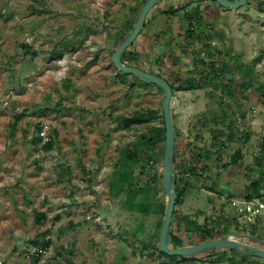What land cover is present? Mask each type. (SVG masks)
<instances>
[{
    "label": "rangeland",
    "instance_id": "rangeland-1",
    "mask_svg": "<svg viewBox=\"0 0 264 264\" xmlns=\"http://www.w3.org/2000/svg\"><path fill=\"white\" fill-rule=\"evenodd\" d=\"M145 1L0 0V264H264L229 250L171 261L157 252L167 203L164 142L158 138L164 93L121 73L111 60ZM158 5L157 15L179 31L169 39L173 58L167 62L173 68L167 78L174 87L171 111L179 146L172 172L181 183L182 201L169 231L181 247L204 242L201 233L211 228L222 234L212 239L249 234L264 241V214L252 226L238 227L220 190L232 155L217 140L220 114L212 116L209 135L202 137L207 155L197 167L185 155V95L179 90L192 85L215 95L208 101L211 114L223 103V90L239 92L242 142L249 120L258 142L251 155L258 178L250 180L263 186L264 0H249L237 10L210 0ZM184 13L195 24L193 37L185 32ZM131 49L121 61L134 66ZM173 50H179L185 68ZM163 59L158 56L156 62ZM193 64L196 81L187 68ZM148 111L158 117L121 128L123 118ZM146 136L155 138L150 148L142 140ZM50 141L53 148L42 150ZM130 152L136 162L128 159ZM36 213L45 220L35 223ZM187 218L202 230L187 232L182 221L176 225ZM240 241L263 249L253 240ZM167 244L174 249L170 237Z\"/></svg>",
    "mask_w": 264,
    "mask_h": 264
},
{
    "label": "crops",
    "instance_id": "crops-1",
    "mask_svg": "<svg viewBox=\"0 0 264 264\" xmlns=\"http://www.w3.org/2000/svg\"><path fill=\"white\" fill-rule=\"evenodd\" d=\"M155 8H160L159 5L155 6L148 14L144 27L138 37L135 39V41L131 44L132 49L129 51L130 55L137 60V65H134L133 67H136L142 71H145L147 73H150L152 75L161 77L165 79L168 82V75L171 70V65H168V59L171 60L170 54V46L169 39L171 36V33L178 34L177 30L172 27L171 21H166L162 18L163 16H158V11ZM160 10V9H159ZM162 10V9H161ZM185 10V9H184ZM187 10V9H186ZM187 13L191 12L190 6L188 7ZM162 14V13H161ZM185 14V13H184ZM168 24H167V23ZM195 24L191 25V31L192 36L195 35ZM187 28V27H186ZM173 32H172V31ZM187 30V29H186ZM186 32V31H185ZM168 45V46H167ZM179 46V45H178ZM178 46L174 47V49L178 48ZM180 50V49H179ZM179 50L176 52L173 50L174 55L176 56V60L178 61V65H180V68H185L183 62V57L179 55ZM166 55H163V54ZM136 55V56H135ZM158 56H163L164 59L162 60V63H157L156 60L158 59ZM179 56V57H178ZM139 60V61H138ZM197 64H193L190 67L193 72L191 75H189L190 79L192 78L193 81L195 80L196 74L195 69L197 68ZM175 69V68H174ZM165 74V75H163ZM187 80V79H186ZM185 80V81H186ZM184 81V82H185ZM191 82V81H190ZM170 83V82H169ZM192 84V83H191ZM195 89H201L199 86H190L186 88V90L182 91L185 95V101H184V113H183V119L186 120V125L184 128V153L187 157H189L190 163L195 165L194 167H197L195 163L200 162L203 159V156L207 153L203 149L204 141H202V137H206L209 135L210 127H208L209 121L212 116L215 114L218 115L220 120L218 123L220 124V129L222 130L220 132V138H217L220 142L219 144L224 148L228 147L232 150V155H230L228 158V163L225 166V176L223 177V185H220V190H223L222 193L226 195L227 202L230 199H235V196H240V198L244 197V192L246 187L254 181H251V175H254V177H257V172L253 164H251V155H253V152L256 150L254 147H257L258 142L256 141L257 137L254 135L255 129H254V122L249 120V125L247 126V134L245 135L246 140L241 139V95L238 93H235L233 90L228 91L227 89L221 92V94H225L219 97L223 98V103L220 105V107L216 108L215 102L213 101L215 105V109H213V114H211L210 108L208 106V101L213 96L212 94L207 91H204L201 89V91L194 92ZM227 98V100H225ZM202 103L201 106H199V103ZM212 103V104H213ZM172 113L171 111V116ZM173 118V117H172ZM228 119L231 121H228ZM180 120L178 121V123ZM173 123V119H172ZM176 119H175V125H173L174 129V136H175V152H174V164L177 160L178 155V135L176 130ZM217 130V129H216ZM213 131V129H212ZM220 131V130H219ZM254 135V137H253ZM242 143H244V147L242 146ZM203 143V144H202ZM252 147V150H251ZM240 151V159L238 160V163L233 165L229 164L231 157L234 155L236 151ZM251 150V152H250ZM174 167V165H173ZM249 180L247 183L246 180ZM258 179H255L257 181ZM264 187V184H263ZM173 217V216H172ZM182 220H179L176 222V225L180 227ZM184 225V224H183ZM171 228V225H170Z\"/></svg>",
    "mask_w": 264,
    "mask_h": 264
},
{
    "label": "water",
    "instance_id": "water-1",
    "mask_svg": "<svg viewBox=\"0 0 264 264\" xmlns=\"http://www.w3.org/2000/svg\"><path fill=\"white\" fill-rule=\"evenodd\" d=\"M164 0H147L136 18L130 34L115 49L112 55V63L118 71L129 74L138 79L160 88L164 93L162 102V117L164 126V144L162 158V190L167 197L164 218L159 233L158 248L161 253L172 257H191L208 251L229 250L244 256H252L264 259V241L249 234H226L219 239H211L188 247H179L171 249L168 247L167 238L172 222V216L176 202V186L173 180V165L175 152V136L171 116L172 90L169 83L158 76L142 71L136 67L128 66L121 61L123 52L135 41L144 27L145 20L149 12L160 2ZM222 8L237 10L244 7L249 0H210ZM241 239H250L258 242L262 247H255L241 242Z\"/></svg>",
    "mask_w": 264,
    "mask_h": 264
},
{
    "label": "trees",
    "instance_id": "trees-1",
    "mask_svg": "<svg viewBox=\"0 0 264 264\" xmlns=\"http://www.w3.org/2000/svg\"><path fill=\"white\" fill-rule=\"evenodd\" d=\"M147 1V0H146ZM145 1V2H146ZM232 1V0H230ZM144 2V3H145ZM143 3V4H144ZM186 17V20L188 21V27H187V30H186V33H187V37H191L192 36V31H191V24H190V21L192 20L190 15H188L187 13H185L184 15ZM134 26V23L131 25V29L133 28ZM131 32V31H130ZM129 32V33H130ZM128 35V34H127ZM127 35H123L120 37V41L119 43L117 44V46L125 40V38L127 37ZM123 56L125 55L126 56V51L123 52L122 54ZM124 58V57H123ZM125 60L122 59V62H124ZM127 65H131V64H127ZM169 83V82H168ZM170 87H171V90L174 91V87L172 86V84H170ZM179 90H186V88H179ZM158 117V112L157 111H148L147 113H140V112H136L134 113L132 116H129V117H126V118H123L122 121H121V128L123 130H127V129H130L132 126L134 125H144V124H149L152 120H155L156 118ZM20 117L19 116H16L15 117V121H17ZM162 118V124H163V117L161 116ZM14 125L16 124V122L13 123ZM158 138L164 142V126L159 130V134H158ZM157 139V138H156ZM142 140L144 143L147 144V146L150 148L152 145H153V142L155 140L154 137L152 136H146V137H142ZM53 148V143L50 141L48 143H46L45 145L42 146V150L44 151H49ZM128 159L130 161H137V157L135 155L134 152H130L129 153V156H128ZM240 159V151H236L234 153V155L231 157V160H230V163L229 164H237L238 163V160ZM226 166V165H225ZM193 168H191V171L193 172ZM195 170V169H194ZM196 171V170H195ZM174 182H175V186H176V202H175V206L179 205L182 201V190L180 189V182H179V179L178 178H174L173 179ZM264 191V187L261 185L260 181L257 180V181H254V182H251L245 189V192H244V197L246 200H250L252 197L254 196H259L260 193ZM175 212V211H174ZM173 212V214H174ZM164 213V212H163ZM45 220V215L43 213H36L35 214V220L34 222L35 223H40L41 221ZM182 222L185 226V231L187 232H192V231H196V230H199L201 231L202 230V227H200V225H192V222L190 219H182ZM192 226V227H191ZM194 228V230H193ZM221 230L213 233V229H207L205 232L201 233L202 237V241H206V240H210L213 238V235L214 234H218L220 235ZM222 236V234L220 235ZM168 237H170L171 239V244L173 245V248H178V247H181L182 246V243H181V240L178 236H174V235H171V232L169 231L168 233ZM34 245H38V243L35 241L33 242ZM47 246V243H44V247ZM157 252L161 255V256H164L166 257L168 260H172L173 258H176V257H172V256H168V255H165L164 253H161L159 251V249L157 250Z\"/></svg>",
    "mask_w": 264,
    "mask_h": 264
},
{
    "label": "built area",
    "instance_id": "built-area-1",
    "mask_svg": "<svg viewBox=\"0 0 264 264\" xmlns=\"http://www.w3.org/2000/svg\"><path fill=\"white\" fill-rule=\"evenodd\" d=\"M229 209L232 212L231 220L235 221L238 227L252 226L264 214V191L259 196H254L250 200L245 197L230 199ZM241 205V207H240ZM241 227V228H243Z\"/></svg>",
    "mask_w": 264,
    "mask_h": 264
}]
</instances>
